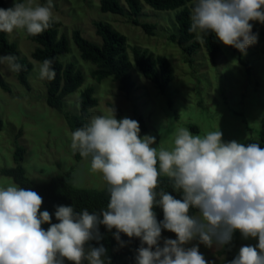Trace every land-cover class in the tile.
<instances>
[{
	"label": "clouds",
	"instance_id": "obj_1",
	"mask_svg": "<svg viewBox=\"0 0 264 264\" xmlns=\"http://www.w3.org/2000/svg\"><path fill=\"white\" fill-rule=\"evenodd\" d=\"M52 0H12L0 7V32L24 30L36 36L54 22ZM252 21L264 24V0H194L188 31L199 42L214 34L226 46L246 53L258 41ZM12 54L0 56L13 72L22 65ZM51 59L36 69L41 80L55 78ZM139 122L109 115H92L71 133L70 149L99 173L108 196L105 207L90 212L72 205L41 211L43 198L30 188L0 185V264H111L99 242L103 225L123 247V233L139 238L135 264H210L199 251L230 245L233 233L256 244L241 245L226 264H264V148L237 140L224 141L218 129L203 135L176 128L171 146L158 147L156 137L140 135ZM162 132V129L159 130ZM166 178L173 192L162 187ZM159 207L163 219H157ZM195 209V214H193ZM48 224L45 229L42 225ZM162 229L175 233L161 246Z\"/></svg>",
	"mask_w": 264,
	"mask_h": 264
},
{
	"label": "rangeland",
	"instance_id": "obj_2",
	"mask_svg": "<svg viewBox=\"0 0 264 264\" xmlns=\"http://www.w3.org/2000/svg\"><path fill=\"white\" fill-rule=\"evenodd\" d=\"M35 2L46 4L47 0ZM119 2L124 11L122 14L102 11L100 0H52L54 20L60 23L58 35H64L69 46L59 59L63 64L73 62L84 75L81 86L64 97V111L77 113V98L81 91L92 87L97 104L89 109L87 121L92 115H109L112 108H118L120 117L115 112L116 118L128 117L138 121L140 135L156 137L154 146L170 147L172 134L179 127L200 135L218 127L224 141L237 140L245 145L257 138L264 116V24L253 21L258 41L250 45L246 53L234 51L218 41L220 51L215 58L203 45L189 55L169 39L171 33L177 32L176 10H156L141 0L142 9L137 19L154 25L152 33L148 34L132 22L125 0ZM11 4L12 0H8L7 7ZM95 21L108 22L126 36L127 53L132 62L129 73L135 84L129 96L111 77L100 81L93 78L91 71L95 65L80 56L72 31L78 29L86 39L100 43L101 38L93 25ZM7 37L16 44L20 55L32 62V68L27 74L28 86H25L6 64H0V74L7 86V90L0 88V169L15 166L13 154L15 144H18L25 150L21 163L26 175L35 181L45 182L72 168V183L76 187L104 188L101 175L90 171V162L75 159L70 149L72 132L64 114L45 101L46 80H41L36 70L41 62L31 56L36 44L27 38L24 30H14L7 33ZM133 47L154 57L162 55L167 58L173 79L164 93L134 64ZM10 184L16 183L10 176L0 173V185ZM235 234H238V244L233 249L232 258L241 245L258 242L255 238H242L239 231L233 236ZM192 244H198L199 251L210 264L229 261L228 254H217L219 248L215 245L206 247L194 240L187 246ZM64 264L72 262L65 260Z\"/></svg>",
	"mask_w": 264,
	"mask_h": 264
},
{
	"label": "trees",
	"instance_id": "obj_3",
	"mask_svg": "<svg viewBox=\"0 0 264 264\" xmlns=\"http://www.w3.org/2000/svg\"><path fill=\"white\" fill-rule=\"evenodd\" d=\"M144 3L156 10H176L175 20L177 23V32L171 33L169 39L175 41L181 50L187 54H192L201 45H203L207 53L215 58L219 51V42L214 34H205L204 42L201 43L197 39L196 33L188 31L190 25V11L194 0H143ZM8 0H0V7L7 8ZM129 13L132 16V22L140 25L148 34L152 33L153 24L139 22L137 16L139 15L142 4L141 0H125ZM100 9L105 12H112L122 14L123 7L119 0H100ZM253 24V21L251 22ZM60 23L54 20L51 27L43 33L36 36H30L26 33L29 40L36 45L31 52L32 58L42 62L44 59H51L52 66L55 69V78L51 81L46 80V103L64 114L65 121L73 132L76 128L82 126L87 122L89 116V109L97 104V99L93 96V88H84L77 102L79 109L77 113H69L63 110L64 97L77 89L84 81V75L80 69L76 68L73 62L63 64L59 55L67 52L69 49L68 40L64 35H58V26ZM95 33L101 38L100 43H95L83 37L78 29L72 31L73 40L80 52L83 60L89 61L95 65L91 71V75L97 81L106 77H111L113 81L118 83L121 91L129 96L135 88V84L129 73L132 67V62L127 53V39L126 36L117 31L108 22L95 21L93 23ZM254 32V29L252 28ZM236 51L234 47L229 46ZM132 59L134 64L142 72L143 76L148 79L153 85L162 93L165 92L168 84L173 79L172 67L166 57L162 55L153 56L145 50L137 47L132 48ZM12 54L18 59L17 62L22 65L19 72H14L20 83L28 86L27 74L32 68V62L20 55V51L14 42L8 40L7 33L0 32V56ZM0 88L7 90L6 83L0 74ZM117 117H120L118 108H114ZM2 121L0 120V128ZM20 134V132H18ZM258 143L261 148H264V116L260 123V128L256 139L250 140L248 143ZM247 143V144H248ZM246 144V145H247ZM24 147L15 144L13 158L15 166L10 168H1L0 173L10 176L14 182L21 187L30 188L36 191L42 198L43 204L41 211L47 210L52 214V223L58 222L54 216L56 205H72L76 211L81 209H88L90 212L98 211L107 204L108 196L104 188H80L72 183V168L68 169L63 174L52 176L45 182H37L26 175L25 169L21 163L23 159ZM76 160L81 157L78 153L74 154ZM162 187L180 198V194L173 192L169 187V182L166 178H162ZM157 219H163L162 210L157 206L155 209ZM195 214V209L192 210ZM45 229L48 224L42 225ZM102 239L97 242L90 241L92 246H99L103 244L107 248V256L111 259V264H133L135 261V249L140 246L139 238H129L121 233V240L125 241V245L120 247L113 236L116 231L112 229L108 231L103 225L99 228ZM175 237V233L162 229L161 241L165 237ZM238 244V234L233 236L230 245H225L223 248L217 250V254H228L229 260L232 259V252L234 247Z\"/></svg>",
	"mask_w": 264,
	"mask_h": 264
}]
</instances>
